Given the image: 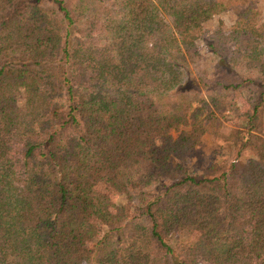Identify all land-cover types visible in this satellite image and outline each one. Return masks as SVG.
Returning a JSON list of instances; mask_svg holds the SVG:
<instances>
[{
	"label": "trees",
	"instance_id": "obj_1",
	"mask_svg": "<svg viewBox=\"0 0 264 264\" xmlns=\"http://www.w3.org/2000/svg\"><path fill=\"white\" fill-rule=\"evenodd\" d=\"M231 5L238 56L207 44L213 74L196 76L204 27ZM254 6L0 0V264H264ZM238 96L250 110L223 134ZM211 136L235 158L190 171Z\"/></svg>",
	"mask_w": 264,
	"mask_h": 264
},
{
	"label": "rangeland",
	"instance_id": "obj_2",
	"mask_svg": "<svg viewBox=\"0 0 264 264\" xmlns=\"http://www.w3.org/2000/svg\"><path fill=\"white\" fill-rule=\"evenodd\" d=\"M254 3V11L256 18L254 25L260 27L264 24V0H251ZM237 5H231L229 10L220 16L215 17L212 21L205 25V33L202 40L199 42L200 57L193 67L196 76L213 74L216 65V58L208 51L207 44H214L218 52L228 59L236 58L238 51L233 43H228V39L235 24V15L237 12ZM251 100L243 96H238V112L237 114L224 113L222 118V127L220 132L228 134L231 129L239 128L242 119L240 117L250 110ZM222 115H218L221 119ZM226 156L223 160H230L235 158V154L227 153L221 149V139L215 136L203 139V143L196 151L186 160V166L190 171L201 174L209 166L216 161L222 162L219 159L220 155ZM97 190L107 199L110 205L126 204L125 197L118 191L112 190L104 185H99Z\"/></svg>",
	"mask_w": 264,
	"mask_h": 264
}]
</instances>
